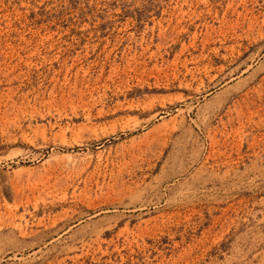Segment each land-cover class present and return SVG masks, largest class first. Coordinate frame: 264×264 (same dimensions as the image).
<instances>
[{"label": "rangeland", "instance_id": "374dc122", "mask_svg": "<svg viewBox=\"0 0 264 264\" xmlns=\"http://www.w3.org/2000/svg\"><path fill=\"white\" fill-rule=\"evenodd\" d=\"M0 264H264V0H0Z\"/></svg>", "mask_w": 264, "mask_h": 264}]
</instances>
